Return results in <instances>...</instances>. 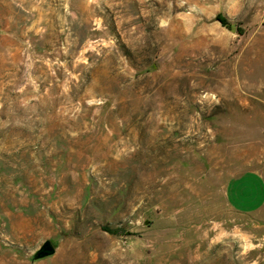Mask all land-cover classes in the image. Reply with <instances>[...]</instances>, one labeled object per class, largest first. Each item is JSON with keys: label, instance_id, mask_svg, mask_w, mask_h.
Returning a JSON list of instances; mask_svg holds the SVG:
<instances>
[{"label": "rangeland", "instance_id": "rangeland-1", "mask_svg": "<svg viewBox=\"0 0 264 264\" xmlns=\"http://www.w3.org/2000/svg\"><path fill=\"white\" fill-rule=\"evenodd\" d=\"M244 72L264 0H0V264H264V206L223 194L264 178Z\"/></svg>", "mask_w": 264, "mask_h": 264}, {"label": "crops", "instance_id": "crops-1", "mask_svg": "<svg viewBox=\"0 0 264 264\" xmlns=\"http://www.w3.org/2000/svg\"><path fill=\"white\" fill-rule=\"evenodd\" d=\"M223 194L233 210L253 213L264 206V178L256 171L243 172L227 182Z\"/></svg>", "mask_w": 264, "mask_h": 264}, {"label": "bare ground", "instance_id": "bare-ground-1", "mask_svg": "<svg viewBox=\"0 0 264 264\" xmlns=\"http://www.w3.org/2000/svg\"><path fill=\"white\" fill-rule=\"evenodd\" d=\"M247 66H245L246 68ZM255 69V68H254ZM242 70V69H241ZM240 70V71H241ZM250 71V70H248ZM247 71V72H248ZM254 72V71H253ZM257 72V71H256ZM243 73V71H242ZM252 73V72H251ZM239 74V73H238ZM245 74V72H244ZM252 74L249 75H241L240 77H238L234 82H232V86H231V90L227 92L226 95L230 96V98L232 99H237L239 102V106H252L253 103L248 102L249 99L253 100L249 94L252 93H258V84L261 85L262 83H264V80H257V82H252L253 80H256L255 78L251 77ZM262 75V73H261ZM237 76V75H236ZM254 76V75H252ZM258 79V78H257ZM227 84V83H226ZM225 86V85H224ZM234 86V87H233ZM227 87V86H226ZM238 87H241L242 89L244 88H249L250 91H244L245 93H239L238 92ZM225 95V94H224ZM228 99V98H227ZM264 101V100H262ZM228 102V101H227Z\"/></svg>", "mask_w": 264, "mask_h": 264}, {"label": "water", "instance_id": "water-1", "mask_svg": "<svg viewBox=\"0 0 264 264\" xmlns=\"http://www.w3.org/2000/svg\"><path fill=\"white\" fill-rule=\"evenodd\" d=\"M54 251V248L52 246V244L49 241H45L39 248L38 250L35 252L34 254V258L38 259V258H42L45 257L47 255L52 254Z\"/></svg>", "mask_w": 264, "mask_h": 264}, {"label": "trees", "instance_id": "trees-1", "mask_svg": "<svg viewBox=\"0 0 264 264\" xmlns=\"http://www.w3.org/2000/svg\"><path fill=\"white\" fill-rule=\"evenodd\" d=\"M104 231L110 233V234H114V235H117L119 230L118 229H110V228H107V227H103L102 228Z\"/></svg>", "mask_w": 264, "mask_h": 264}]
</instances>
